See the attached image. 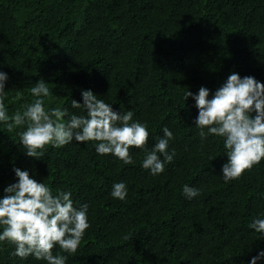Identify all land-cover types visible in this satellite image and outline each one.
<instances>
[{
	"label": "trees",
	"instance_id": "trees-1",
	"mask_svg": "<svg viewBox=\"0 0 264 264\" xmlns=\"http://www.w3.org/2000/svg\"><path fill=\"white\" fill-rule=\"evenodd\" d=\"M0 72L10 116L36 99L30 89L43 80L46 108L69 116L86 115L72 100L83 104L87 90L116 112L131 110L147 125V151L163 128L173 133V161L152 175L145 149H131L134 163L125 165L91 141L29 157L19 136L26 125L8 132L0 122V198L19 168L88 206L77 252L53 249L66 264H251L264 252V233L248 227L264 219V159L225 182L224 138L202 140L195 100L184 99L200 87L211 99L232 73L264 83V0H0ZM121 182L124 200L111 195ZM185 185L199 195L189 199ZM14 251L0 242V264H47Z\"/></svg>",
	"mask_w": 264,
	"mask_h": 264
},
{
	"label": "clouds",
	"instance_id": "clouds-1",
	"mask_svg": "<svg viewBox=\"0 0 264 264\" xmlns=\"http://www.w3.org/2000/svg\"><path fill=\"white\" fill-rule=\"evenodd\" d=\"M7 79V74L0 72V122L7 125L8 132L26 125L19 136L29 157L40 159L47 146L60 148L75 140L96 142L98 154H111L125 165L134 163L131 149H145L142 167L152 175L163 173L165 164L173 161L175 150L169 153L168 146L174 137L167 127L163 128V138L147 151L150 136L147 125L133 121L131 110L114 111L91 90L82 92L83 104L72 100V107H83L86 115L69 116L67 109L46 108L44 98L50 95V90L40 80L30 89L36 99L25 105L22 112L18 110L10 116L4 96ZM209 95V89L200 87L195 95L188 90L184 99L195 100L198 109L195 126L200 129L202 140L208 135L224 138L228 161L222 167L223 179L237 180L264 159V83L232 73L211 99ZM14 172L18 182L6 187L0 198V226H3L0 242L15 245L13 255L22 259L33 256L47 264H66L67 256L53 255V249L58 245L65 253L77 252L90 228L88 206L75 207L70 191L57 190L53 194L47 184L37 182L28 171L15 168ZM183 192L189 199L199 195V190L188 185ZM111 195L124 200L125 183L114 184ZM248 227L264 233V219H254ZM261 257L264 252L254 257L251 264Z\"/></svg>",
	"mask_w": 264,
	"mask_h": 264
}]
</instances>
